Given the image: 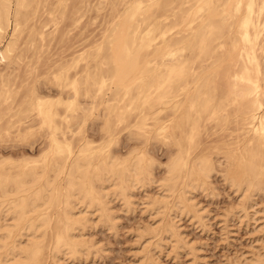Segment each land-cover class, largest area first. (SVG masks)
Returning <instances> with one entry per match:
<instances>
[{
	"label": "bare ground",
	"instance_id": "bare-ground-1",
	"mask_svg": "<svg viewBox=\"0 0 264 264\" xmlns=\"http://www.w3.org/2000/svg\"><path fill=\"white\" fill-rule=\"evenodd\" d=\"M90 3L0 0V142L46 145L0 161V264H87L92 216L112 229V200L129 209L153 184L159 222L140 230L138 264H157L162 243L187 244L174 217L202 221L192 195L215 172L240 211L260 196L264 213V0H99L109 19L88 45ZM99 113L93 147L84 132ZM122 124L144 141L125 156L112 151ZM207 130L227 138L201 142ZM152 139L173 149L159 179ZM250 262L264 264V243Z\"/></svg>",
	"mask_w": 264,
	"mask_h": 264
},
{
	"label": "rangeland",
	"instance_id": "rangeland-1",
	"mask_svg": "<svg viewBox=\"0 0 264 264\" xmlns=\"http://www.w3.org/2000/svg\"><path fill=\"white\" fill-rule=\"evenodd\" d=\"M89 2H91V11L87 18L89 24L86 22V27L87 25L88 27L85 36L87 37V44L92 45L104 30L102 28L106 26L104 20L107 22L110 11L105 8L100 13L95 10L99 0H89ZM108 8L110 9V7ZM74 30L70 34L69 40L71 42L69 41V44L74 42L73 50H79L80 29ZM100 113L102 114V112ZM100 113L97 114V118L91 117L92 119L88 120L84 132V136L93 147L101 144L100 142L105 136L101 131L103 122L99 118V115L102 116ZM126 126L122 124L118 127L119 129L117 128V131L115 130L116 144L112 150L115 155L125 156L134 147L140 148L142 144L144 145L142 138L133 136L131 133L135 130ZM211 126H208V129L209 127L211 129ZM212 132L213 130L207 133L203 132L204 135H200L201 142L205 141L212 144L213 140H226L227 138V132L224 134L225 137L222 133L220 135L211 134L210 137ZM36 139L39 140L36 141ZM36 139L34 143L28 144L4 139L0 142V161L6 158L9 160L11 158V161L12 159L17 161L22 158H35L46 146L42 138ZM146 145L148 154L157 162L153 174L156 179H159L163 176L164 164L173 149L155 139L150 140ZM210 182L212 188H210V192L209 190L205 192L195 191L192 195V200L199 209V213L203 214L202 221L198 222L186 215L174 217L173 225H176L180 236L184 239L183 242L185 241L187 244L182 246L184 244L182 243L180 244L182 248L180 246L176 249L168 240L162 243L160 248L154 250V258H156L157 264H251L252 257L262 247L264 243V213L261 211L263 207L261 197L256 196L255 203L257 204L254 205L253 210L250 208L247 214L237 207L238 196L224 182L221 173H213ZM158 191L156 184L136 189L132 195L133 203L129 209L121 201L112 200L110 211L115 216L116 225H113L112 229H110L111 227L108 229L107 223L104 222L101 223L105 224L102 226L101 221H97V215L96 217L95 214L92 216V226L88 225L89 229L86 230L85 234L87 242L93 244V248L88 250L91 254L86 252L88 254V256L86 255V258L88 257L86 259L87 264H138V261L141 260L139 256L142 254L140 251L144 249L142 246L147 245L145 239H140L139 233L144 227L156 225L158 221V216L156 217L155 213L150 211L151 205H148L152 198L157 197ZM185 246L191 247L190 251L187 247L184 248Z\"/></svg>",
	"mask_w": 264,
	"mask_h": 264
}]
</instances>
